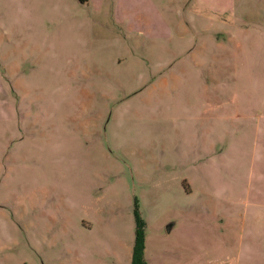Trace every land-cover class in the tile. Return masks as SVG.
<instances>
[{
	"label": "rangeland",
	"instance_id": "obj_1",
	"mask_svg": "<svg viewBox=\"0 0 264 264\" xmlns=\"http://www.w3.org/2000/svg\"><path fill=\"white\" fill-rule=\"evenodd\" d=\"M0 77V264H264V0H0Z\"/></svg>",
	"mask_w": 264,
	"mask_h": 264
},
{
	"label": "trees",
	"instance_id": "obj_2",
	"mask_svg": "<svg viewBox=\"0 0 264 264\" xmlns=\"http://www.w3.org/2000/svg\"><path fill=\"white\" fill-rule=\"evenodd\" d=\"M80 3H85L87 0H78ZM134 234L131 246V259L130 264H146L143 257L144 239L142 232V221L140 220L137 212L134 214Z\"/></svg>",
	"mask_w": 264,
	"mask_h": 264
},
{
	"label": "crops",
	"instance_id": "obj_3",
	"mask_svg": "<svg viewBox=\"0 0 264 264\" xmlns=\"http://www.w3.org/2000/svg\"><path fill=\"white\" fill-rule=\"evenodd\" d=\"M4 82H5L4 79H3L2 77H0V87H2V86L5 85ZM263 118H264V117H262V116H260V117L258 118V124L261 125V127H262L261 131H262V133H263V135H264V120L261 122V119H263ZM258 124H257V125H258ZM263 144H264V139H263ZM262 151H263V150H262ZM262 154H264V152H263ZM263 158H264V156H263ZM184 188H185L186 194H190V193L193 192V188H191V187L189 186V184H187V186H185ZM194 190H195V188H194ZM249 204H252V205H259V206H261V203L258 202V201H255V200H251V201L249 202ZM252 207H254V206H252ZM187 209H190V207L188 206ZM171 229H172V224H171V226H170V228H169V231H170Z\"/></svg>",
	"mask_w": 264,
	"mask_h": 264
},
{
	"label": "water",
	"instance_id": "obj_4",
	"mask_svg": "<svg viewBox=\"0 0 264 264\" xmlns=\"http://www.w3.org/2000/svg\"><path fill=\"white\" fill-rule=\"evenodd\" d=\"M169 227H167V230H168Z\"/></svg>",
	"mask_w": 264,
	"mask_h": 264
}]
</instances>
